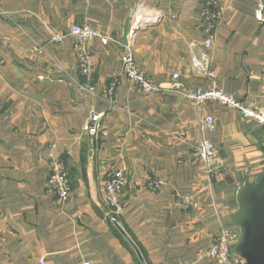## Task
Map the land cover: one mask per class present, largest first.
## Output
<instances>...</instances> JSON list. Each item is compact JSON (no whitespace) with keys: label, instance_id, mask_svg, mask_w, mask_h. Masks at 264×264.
<instances>
[{"label":"crops","instance_id":"0c3cea01","mask_svg":"<svg viewBox=\"0 0 264 264\" xmlns=\"http://www.w3.org/2000/svg\"><path fill=\"white\" fill-rule=\"evenodd\" d=\"M206 1L0 0V264H143L108 216L105 183L114 169L125 174L119 225L146 264H218L208 250L222 227L239 231L237 191L262 175L264 126L219 102L184 97L209 86L191 66L192 44L206 38ZM212 1L225 11L211 51L218 85L264 111L259 0ZM74 24L107 40L88 44L93 92L80 88L88 78L74 38L49 40ZM129 52L155 94L124 75ZM92 111L103 113L97 137L83 130ZM208 115L213 130L200 126ZM203 138L216 146L215 174L198 155ZM55 159L72 186L63 205L48 190Z\"/></svg>","mask_w":264,"mask_h":264},{"label":"built area","instance_id":"2783aa9c","mask_svg":"<svg viewBox=\"0 0 264 264\" xmlns=\"http://www.w3.org/2000/svg\"><path fill=\"white\" fill-rule=\"evenodd\" d=\"M176 2L179 0H170ZM224 7L216 5L212 0L206 1L202 12V26L206 33L201 46L192 44L193 48L198 49V54L192 57L191 66L198 76L205 77L209 81L208 87H196L184 93V97L190 102L203 106L207 102H219L225 106L233 108L240 112L243 118L252 120L257 124L264 126V111L244 105L237 100L234 95L224 92L218 85L217 72L212 61V46L214 40V31L218 23L224 16ZM138 20L141 19L139 15ZM148 20L152 21L156 14H148ZM256 17L264 22V0H259ZM139 26V25H136ZM134 30H132L133 33ZM72 36L75 41V50L78 56L81 72L88 78V81L81 84L80 88L85 92H93L95 87L90 81L92 54L88 44L93 39L99 37L106 43V38L102 34L90 27L88 24H74L71 26L68 34L53 32L50 35V42L59 45L64 42L67 36ZM123 73L127 79L138 89L146 94H155L159 88L153 84L147 77L143 68L136 62L132 52H129L122 58ZM179 73L172 75L177 79ZM116 82H112L109 88L110 92L115 89ZM103 113L92 111L83 126V130L91 136H98L102 129ZM202 129L213 130L216 127L215 118L208 115L201 122ZM199 157L205 162L209 174H215L218 170L217 150L215 144L206 138H203L197 146ZM125 185V174L122 169H114L110 172L105 183V200L109 207L108 216L113 224H119L120 216L124 212V203L121 200V191ZM151 185L161 186L162 182L153 181ZM48 190L58 200L60 204H65L71 195L72 186L69 179L68 170L64 161L55 159L51 164L48 178ZM188 202V199L185 200ZM239 231L222 227L216 235L212 245L208 250V255L215 259L218 264H246L245 261L236 254L235 246L239 242ZM43 263V262H42ZM84 264H93L90 260L84 261Z\"/></svg>","mask_w":264,"mask_h":264},{"label":"water","instance_id":"95a60500","mask_svg":"<svg viewBox=\"0 0 264 264\" xmlns=\"http://www.w3.org/2000/svg\"><path fill=\"white\" fill-rule=\"evenodd\" d=\"M264 152V147H261ZM234 222L240 233L235 252L246 264H264V170L258 180H246L237 191ZM116 226L146 264L138 246L117 223Z\"/></svg>","mask_w":264,"mask_h":264}]
</instances>
